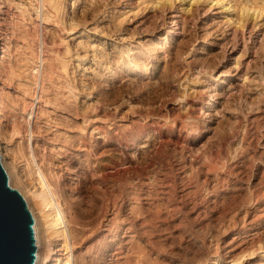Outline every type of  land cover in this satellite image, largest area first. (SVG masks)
<instances>
[{
	"label": "rangeland",
	"instance_id": "obj_1",
	"mask_svg": "<svg viewBox=\"0 0 264 264\" xmlns=\"http://www.w3.org/2000/svg\"><path fill=\"white\" fill-rule=\"evenodd\" d=\"M44 1L0 0V147L44 252L264 264V0L245 21L244 0ZM147 116L162 133L136 136ZM34 163L66 211L58 224Z\"/></svg>",
	"mask_w": 264,
	"mask_h": 264
},
{
	"label": "bare ground",
	"instance_id": "obj_2",
	"mask_svg": "<svg viewBox=\"0 0 264 264\" xmlns=\"http://www.w3.org/2000/svg\"><path fill=\"white\" fill-rule=\"evenodd\" d=\"M42 1H44V0H42ZM47 1V0H46ZM48 1H50L51 2V8H52V6L55 8V12H56V7L58 8L59 7V5L57 6V4H58V0H48ZM48 1H47V3H48ZM180 2H181V8L182 9H189L190 7H192L194 4H193V2L195 3V2H197L198 0H179ZM239 1V0H238ZM237 1V2H238ZM242 1V0H241ZM45 2V1H44ZM162 2V1H161ZM216 2L218 3V1H215V4H216ZM228 2V1H227ZM235 2V1H234ZM237 2H236V4H237ZM263 2V1H262ZM59 3H60V1H59ZM158 3H159V1H158ZM199 3V2H198ZM220 3V2H219ZM49 4V3H48ZM164 4V3H163ZM193 4V5H192ZM212 4H213V2H212ZM228 4V3H227ZM226 4V5H227ZM230 4V3H229ZM241 5H239L240 6V12H239V14L241 15H239L238 16V19H236V21L237 20H244V17H250V18H252L253 20L254 19H258V15H259V13H260V10H259V8L261 9V7H259L260 5H261V3L260 4H258L257 5V1H255V0H246V2H245V0H244V2L243 3H240ZM192 5V6H191ZM224 5H225V3H224ZM223 5V6H224ZM234 4H232V6H233ZM49 6V5H48ZM235 6V5H234ZM231 7V5H227V6H224V10H229V9H233V8H235V7ZM263 6V5H262ZM264 7V6H263ZM49 8V10H47L48 11V13H50L51 12V8L50 7H48ZM222 8V7H221ZM51 9V10H50ZM59 9V8H58ZM223 9V8H222ZM237 9V8H236ZM58 11V10H57ZM238 11V10H237ZM54 12V11H53ZM47 13V14H48ZM229 13H230V11H229ZM45 14V13H44ZM53 14V13H52ZM56 14V13H55ZM43 16V15H42ZM49 15H47V17H48ZM53 16H54V14H53ZM46 17V16H45ZM241 17H242V19H241ZM236 18V17H235ZM240 18V19H239ZM47 19V18H46ZM56 20H57V18H55ZM229 19V18H228ZM240 21V22H241ZM245 21V20H244ZM257 21V20H256ZM238 23H239V21H238ZM240 24V23H239ZM238 24V25H239ZM243 24H244V22H243ZM243 24H242V22H241V25L243 26ZM237 25V26H238ZM240 25V26H241ZM169 33H170V35H172L171 37H170V42L172 41V38H173V31L172 30H170L169 31ZM55 51V50H54ZM54 53V52H53ZM56 54H57V51L55 52ZM49 56H51V55H49ZM53 56V55H52ZM54 57V56H53ZM50 58V59H49ZM49 58H47V59H49V61L50 60H52V62L54 61L55 62V60H54V58H52L51 59V57H49ZM0 63H2L1 62V56H0ZM48 65H50V63H48ZM54 65V64H53ZM53 65H51V67L50 68H52V66ZM55 65H56V62H55ZM49 68V69H50ZM53 68H54V66H53ZM1 69V68H0ZM46 70V69H45ZM1 71V70H0ZM35 71V70H34ZM37 71V70H36ZM46 71H48V72H46ZM45 72H46V74L48 73L49 74V70H48V67H47V70H46ZM50 71H51V69H50ZM46 77V76H45ZM42 91V90H41ZM69 102H70V100H69ZM73 102L71 101V105H73L72 104ZM0 104H1V102H0ZM68 104L69 103H67L66 104V107H68ZM73 106H75V105H73ZM72 106V107H73ZM70 107V106H69ZM75 108V107H74ZM65 110L66 109H68V108H64ZM70 109L71 108H69V110H66V111H70ZM73 109V108H72ZM71 109V111H73ZM77 109V108H76ZM104 110V109H103ZM151 110V109H150ZM77 111V110H76ZM73 112V114H75V113H77V112ZM105 111V110H104ZM152 111V113H153V109L151 110ZM150 112V111H149ZM69 113V112H68ZM79 113V112H78ZM141 113V112H140ZM147 113V112H146ZM151 114V113H150ZM72 115V114H71ZM76 116H77V114H75ZM146 115H148V114H146ZM145 115V116H146ZM152 115V114H151ZM74 116V115H73ZM75 116V117H76ZM140 116L142 117V113L140 114ZM153 116V115H152ZM142 121H143V119H142ZM141 122V121H140ZM181 122V121H180ZM184 124V123H183ZM135 125V124H134ZM167 125V124H166ZM179 126H181V123H179L178 124ZM150 127V128H149ZM151 127H152V129H157L158 130V132H159V134H161L162 132H161V125L158 123V122H156L155 120H154V118L152 119V117H149V116H147V117H145V119H144V121H143V123H140V124H138V126L137 125H135V127H133L134 129H136V132H137V135L136 136H138V134L139 133H142L145 129H151ZM161 127V128H160ZM182 127V126H181ZM165 129V128H164ZM197 129H195V130H192V133H191V135H194V136H196V135H198L197 133H198V131H196ZM112 131V130H111ZM114 132V131H113ZM112 132V133H113ZM121 132H123V131H120V133L119 134H117L116 133V135H118V141L120 142V143H126L127 144V139H126V136H125V132L122 134ZM161 136V135H160ZM225 136V135H224ZM226 137V136H225ZM225 137H223V138H220V140H222V139H225ZM165 138V137H164ZM193 138V137H192ZM129 140V139H128ZM168 140V139H167ZM170 140V139H169ZM219 140V139H218ZM227 140V139H226ZM159 141V140H158ZM161 141V140H160ZM163 142H164V139H163ZM222 142V144L221 145H223V140L221 141ZM220 142V143H221ZM162 144H164V143H162ZM160 145H161V143H160ZM160 145L158 146V147H160ZM218 146H220V144H218ZM156 149L157 150H159V148H157L156 147ZM156 152V151H155ZM158 153V152H157ZM156 153V154H157ZM151 156H153V155H151ZM155 157V156H154ZM151 158V157H150ZM155 159V158H154ZM0 161H1V164L3 165V167H4V169L6 170V173H7V177H8V182H10L11 183V181L13 180V175H12V173L9 171V168L7 167V165H6V163H5V160H4V156H3V154H2V152H1V147H0ZM150 161H153V160H151L150 159ZM32 162H34V161H32ZM149 162V161H148ZM154 163V162H153ZM152 163V164H153ZM149 164V163H148ZM147 164V165H148ZM151 164V163H150ZM34 170H33V173L36 175L35 176V180L37 181V184H38V187L34 190V195H35V197H37V198H39L38 200H39V203L41 204V205H43V206H46V205H49L50 206V208L51 209H53V211H54V216H53V223H55V224H58L59 223V220H61L63 217H64V211H65V209L63 210L62 208V206H58L57 207V205H55V202H54V200H56V201H58L57 200V198L59 197V195H57L55 192H54V187L52 186V182H50V180L52 179H49L48 178V176H47V178L45 177V175H43L42 173V171H40V169H39V167L36 165V163H34ZM116 165V164H115ZM147 165H143V166H145V167H147L148 168V166ZM144 167V168H145ZM136 168V167H135ZM134 168V166H133V168H129L130 170H132V172H133V170L135 169ZM141 168H143V167H141ZM143 168V169H144ZM147 168H145V169H147ZM127 169V168H126ZM125 169V170H126ZM137 169V168H136ZM135 169V170H136ZM128 170V169H127ZM134 170V171H135ZM138 171V170H137ZM141 172H143V170L141 171ZM141 172H139V176H140V174H141ZM134 173H137V172H134ZM133 173V174H134ZM137 175H138V173H137ZM136 176V175H135ZM52 177V176H51ZM138 177V176H137ZM53 185H55V184H53ZM58 192V191H57ZM26 195V194H25ZM53 196H54V199H53ZM23 197L25 198V200H26V204H27V207H28V209H29V211L31 212V215H32V218H33V234H34V237H35V241H36V245H37V247H36V253H35V261H34V264H42V262L43 261H47L49 258L51 259V261H54V262H56V264H71L70 262V257H69V254L67 255V256H65V257H61V258H59V256L57 255V254H54L53 255V257H51L49 254V252L51 251H46V252H44V247H42V244H43V242L44 241H42V233H41V231H40V228H41V226H40V217L38 216V214L37 213H35V210H33V207H32V205H31V203H30V201H29V197H27V196H24L23 195ZM58 204H59V201H58ZM62 207V208H61ZM34 208H36V207H34ZM66 212V211H65ZM74 213H76V216H74V214H73V216L74 217H77L78 216V214H77V211H75ZM69 216H71V215H69ZM73 217V218H74ZM98 246V245H97ZM98 248V247H97ZM96 248V249H97ZM133 251V250H132ZM94 252V251H93ZM96 252V251H95ZM109 252H113L112 254H114V252H117V251H109ZM134 252H135V250H134ZM133 252V253H134ZM100 253V252H99ZM104 253V252H103ZM132 253V252H131ZM95 254V253H94ZM96 254H98V251H97V253ZM102 254V253H101ZM137 254V253H136ZM116 255H117V253H116ZM126 255H128V254H126ZM110 256V255H109ZM129 256H131V255H129ZM132 256H134V255H132ZM92 257V256H91ZM95 257H96V255H95ZM94 257V258H95ZM100 257V256H99ZM135 257V256H134ZM137 257H140L139 256V254H138V256ZM94 258H91V259H94ZM102 258H103V255H102ZM132 258V257H131ZM142 257H140V259L138 258V260H143V259H141ZM90 259V260H91ZM99 259V258H98ZM114 259V258H113ZM136 259V258H135ZM83 260H85V259H83ZM107 260V259H106ZM126 260V259H125ZM131 260V259H130ZM133 261H134V258L132 259ZM73 261H74V259H73ZM97 261V260H96ZM96 261H94V262H96ZM114 261V260H113ZM113 261H111L110 260V262L111 263H113ZM119 261V260H118ZM126 261H128V259L126 260ZM139 262V263H143V262ZM81 262V261H80ZM85 262V261H84ZM87 262V261H86ZM88 262H89V260H88ZM92 262V261H91ZM132 262V261H131ZM137 262V259L135 260V264H138V262ZM82 263H83V261H82ZM111 263H109L108 262V264H111ZM72 264H74V262H72ZM75 264H77L76 262H75ZM84 264H86V263H84ZM89 264V263H88ZM125 264H127V262H125ZM128 264H129V262H128ZM130 264H132V263H130ZM134 264V263H133Z\"/></svg>",
	"mask_w": 264,
	"mask_h": 264
},
{
	"label": "water",
	"instance_id": "obj_3",
	"mask_svg": "<svg viewBox=\"0 0 264 264\" xmlns=\"http://www.w3.org/2000/svg\"><path fill=\"white\" fill-rule=\"evenodd\" d=\"M33 218L0 161V264H34Z\"/></svg>",
	"mask_w": 264,
	"mask_h": 264
}]
</instances>
